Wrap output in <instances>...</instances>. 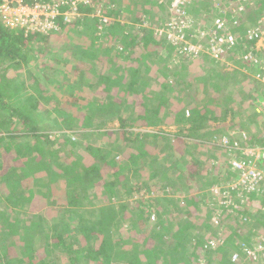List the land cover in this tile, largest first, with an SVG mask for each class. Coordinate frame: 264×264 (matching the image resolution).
Listing matches in <instances>:
<instances>
[{
	"label": "trees",
	"instance_id": "1",
	"mask_svg": "<svg viewBox=\"0 0 264 264\" xmlns=\"http://www.w3.org/2000/svg\"><path fill=\"white\" fill-rule=\"evenodd\" d=\"M24 1L31 7L37 4H54V1H56L55 3L58 4L57 8L59 10L62 9L60 6L61 0ZM118 1L97 0V3L105 5V14L113 16L116 14L115 11L111 12L109 10H112ZM2 3L3 0H0V6ZM14 5L17 6V3H14ZM158 5H162L160 0H131L130 8L139 12V15L146 13L152 17L155 6ZM192 5V3H188L187 6V12L190 14H192ZM199 9L206 10V17L212 12L218 15L217 11L212 7V1L209 4V0L201 3ZM79 10L80 13H83L87 9L81 6ZM135 11L129 10L128 14L132 15ZM263 12L264 0H256L246 11L238 15L235 14L237 16L236 20L228 21L230 32L241 38L246 44H237L236 48L228 50L225 55L229 56L238 49L243 48L242 50H244L243 46L256 43L255 40L248 39V33L256 26ZM227 14L229 18L232 16L229 11H227ZM56 19L60 26L59 31L53 30L49 32V35L37 31L27 34L24 29H21L20 25L16 27L7 26L3 23L0 15L1 69L7 70L3 66L6 64H10V67L17 66V68L21 67V65L30 64V51L33 50L36 57H41L44 53L43 48L46 45L49 48L53 38H57V36L62 39L67 38L69 36L68 31L77 30L74 27L78 25L86 24L83 25V28L86 33L91 35L96 33L98 28L97 21L92 25L90 22H86L89 20L86 18H83L85 20L83 23L81 22L82 19H79L77 24H62L63 18L61 15H58ZM197 21L195 24L196 28L201 26V24H205V19L202 17ZM142 22L141 17L137 16L131 26L127 22L112 24L108 28L106 27V32L103 34L107 45H105L106 43L100 44L101 46L99 45L100 47H98L97 51L95 40H98L99 37H96L88 49L82 48L77 51L79 55H77L72 68L69 69L75 84H72L71 88H69L68 96L59 95L55 103L57 110H63L67 106L74 109L78 108L79 104H82L80 107L87 111H84L78 118H73L71 122L66 120L65 123L67 129H78L85 138L89 136L97 137L94 130L98 129L99 125L97 126L95 121L99 120L100 124H106L103 119L108 113L113 112V116L120 123L122 145L124 148L126 147L124 153L128 154V161L124 163L125 167L122 166L121 168L124 174L119 171L114 172L113 165H115V162H119L116 160L118 155L97 145L82 144L79 140L75 141L65 138V136H63L65 139L63 143H57L50 138L49 134H39V128L35 126L28 131L33 132L34 135L22 133L15 136V133L20 132L17 130L18 126L28 128V124H33L34 120L29 117V112L12 109L8 107L9 104L4 102V98L11 97L10 93L12 95L19 93V88L13 86L10 93H8L6 87L7 85H12V81L5 73L1 75L0 111L7 117L4 116L5 120H2V115L0 114V125L1 128L8 130L5 136L0 137V143L8 140L10 146H14V153L8 154L4 159L0 158V186H3L4 180V185L9 187L15 184L17 188L13 189L11 193L7 192L8 198L6 196L2 198H5L4 201L9 204L0 202V235L5 243L9 242V244H5L7 249L3 250V248L0 251V264H15V260L19 264H58L64 260L71 259L72 264H200L201 258H206L202 238L193 242V239L190 238L192 237L190 236V231L195 229V231L200 232L199 228L206 226L208 229L211 228L210 226L213 225L212 216L215 213L214 195L218 198L219 196L216 195L224 194L232 187V181L224 179L223 173H226L224 166L220 169L215 168L213 163L215 160H222V163L228 162L229 157L225 159L224 156L229 150L220 145L219 142H222L225 137H230L231 131L218 128L206 129L210 128L213 122L219 121L222 117L225 119L227 112H232L236 107L240 109L247 105L250 107V102L255 98L256 94L262 89L264 90V84L259 82L256 85H252L250 89H246L249 85L246 86L244 90L249 93L246 95L245 101L248 104L243 105V102L237 99L234 105L225 106L223 111L215 107V105H220L222 98L220 100L219 98L206 100L199 92L194 96L191 92L193 85L188 80L185 81L181 73L175 74L177 79L175 84L168 80L164 81L161 77H156L154 81H151L149 87L144 88L143 91L138 90L136 78L139 70L137 68L135 70L130 69L135 74L133 79H129L125 72H119L116 66L117 61L127 54L113 51L115 46L119 44L113 45V43L115 44V41L118 40L116 38L120 37H123V40L126 41L132 39L129 42L130 46L123 45L126 49L137 48L141 49V51L146 49L145 53H141V56L147 58L146 64L149 65L148 67L152 64L163 66L164 62L158 58L160 54L159 48L164 47V44L161 43L162 41H159L157 37H153L151 35L152 31L150 32L147 29L141 30L143 33L140 39L137 35H134L140 30L135 27V24H141ZM92 28L93 30H91ZM126 29L131 30V34L123 36L122 33ZM63 31L66 33L64 34ZM195 34L198 39L201 38L198 33ZM206 39L209 40L208 37ZM71 45L73 46L72 43ZM168 49L169 47L166 45V50ZM62 50L75 52V49L71 47H64ZM88 51L91 54L89 53L87 57H84ZM81 53L82 56L80 55ZM61 57L59 54H55V59ZM81 60L86 62L94 61V64L86 67ZM98 61L103 65L96 63ZM45 62L50 63L49 58ZM204 62L214 63L215 61L207 60ZM180 67H182L183 71L186 68L184 66ZM166 68L171 71L174 67L168 64ZM174 70H178V68H174ZM179 70L181 69L179 68ZM187 70L189 71L188 67ZM212 71L213 69H210V71L200 69V72L205 73L204 82L214 78ZM197 80L198 78L194 79L193 83H196ZM39 82L38 78L35 79V90L41 93L43 91L38 86ZM83 86H86V89L81 90ZM153 87H155L154 90ZM206 87L207 84H204L203 88L206 89ZM175 88H179L176 94L189 99L185 107L180 104L179 97L173 95V89ZM78 90L83 93H92V97L90 95L89 100L85 102L84 99L78 96ZM93 94H95L94 97ZM145 94H148V96ZM119 97H123L124 101L117 102ZM175 97L179 100L177 101ZM48 102L51 101L49 100ZM120 105H122L121 108L112 110V107ZM187 110L190 112L189 116H186ZM252 113H255V111L250 110V116ZM9 116L12 117L13 124H10ZM253 117L252 121H255L257 116L253 115ZM206 123H209L208 127L205 125ZM173 124L178 125V127L182 125V128L189 125L187 130L184 129V134L180 133L176 136L175 139L177 140L174 147L168 140L164 141L167 137L163 135L160 129L154 133L151 131L134 132L131 130L133 127L155 128L161 125ZM10 126H12L11 129ZM231 128H235V131L240 135L243 133L242 131H245L244 126L240 125H233ZM31 135L36 139L34 143L27 139ZM182 135L189 136L192 139L186 147H183ZM22 138H24V141L21 142ZM209 139L212 141L206 143ZM12 141L16 142V144L12 143ZM256 142L264 145V139L260 136H258ZM191 147L197 149L198 152L194 150L196 152L195 155L189 150ZM172 149L174 155L168 154L169 150ZM165 151L166 153L164 154L163 152ZM2 153L4 152H0V157ZM199 153H204L207 160L206 158L201 159L198 157ZM244 157L248 156L244 154ZM141 165L144 171L143 174L134 177L136 181H139L137 187L134 190L126 189L125 186L130 182L129 173L131 168H134L135 171H140L138 167H141ZM230 172L228 171L227 173ZM108 173L112 176V182L104 183V176ZM144 174L146 175L144 176ZM223 181H226L224 185H220L219 188L213 190L215 184ZM121 185L124 186L117 190L116 187ZM100 186L105 191L101 196L105 201L109 199V194L119 195L121 196L119 198L120 203L124 208H126L124 203L127 202L129 195H140L143 190L146 195H152L153 197L144 198L137 205V208L141 210V213L137 214V222L141 225L148 222L155 224L156 227L160 224H165L164 226L167 225L168 231L164 234L163 231H166L165 227H163L162 231L160 230L161 228H154L147 234H143L135 229V232H133L134 238L126 236L125 229L121 225L122 221H120V217L124 216V211L122 210V213H120L121 210L118 211L111 206L102 207L100 209L101 213H98L94 220H85L82 216L81 218L79 217L77 222H70V219L67 220L65 211L62 214L60 213L61 211H53L54 213L52 214L57 217L60 216V219L53 224L50 230L34 231L31 229L33 227L37 228L41 223L45 222L42 217L43 204H39V202L42 203L43 198L46 203L45 208L47 205H55L60 197L67 206L81 207L84 202L95 201L93 196L98 194L97 188ZM23 189L31 197L32 201L28 200L30 203L26 201L25 195L17 194L23 192ZM180 193L182 194L181 197L178 195ZM204 195L206 200L209 198L208 201L202 198ZM258 196L260 195L258 194ZM40 198L42 199L40 200ZM248 198L250 200L249 204H252L254 195ZM35 199L38 200L36 201ZM258 202L260 204L257 206L255 205L253 208L247 207L243 211L237 212L236 215L239 216L238 221L243 220L241 233L264 237V213L261 212V210L264 212V202ZM16 208L26 213H14L18 216L10 214ZM259 208L260 211H258ZM34 209L36 211L40 210L36 215L37 218L27 215ZM51 212L52 210L50 209L44 214L51 215ZM82 212L84 213V211ZM143 213H147L145 215L148 218L147 221L144 219ZM128 215L131 216V214ZM155 217L157 218L156 221H154ZM32 218L39 220L37 222L34 220L33 222L31 221ZM131 218L135 219L134 216H131ZM112 230L115 233H112ZM241 233L232 229L231 234L225 235L226 246L232 249L236 247L237 250L239 247L233 245V242L237 237H241ZM121 235L125 236L123 237L124 242L119 244L116 236ZM260 237L256 240L260 241L263 239ZM7 238L9 239L8 241L6 240ZM165 238L171 241L174 240L175 244L168 245L164 240ZM136 240H138L137 243L135 242ZM134 246L137 247L136 250H134ZM51 250L54 253L56 252L55 256H51L53 254ZM150 251H152V254H150ZM222 251V253L210 252L208 254L209 260L207 261L206 259L207 263L210 262V257L213 258L214 255L215 264H229V251ZM36 256L38 258L34 261ZM257 260V263L245 260V264H264L262 258ZM237 263L233 262L231 264Z\"/></svg>",
	"mask_w": 264,
	"mask_h": 264
},
{
	"label": "rangeland",
	"instance_id": "2",
	"mask_svg": "<svg viewBox=\"0 0 264 264\" xmlns=\"http://www.w3.org/2000/svg\"><path fill=\"white\" fill-rule=\"evenodd\" d=\"M21 1V0H20ZM96 4H95V2ZM175 0H160V2L162 3V5H158L155 6V9L153 11V16L150 17L148 16L146 13L139 15L140 13L132 10V8H130L131 5V0H119L118 3L116 5L113 6L112 10L109 11H115L116 14H114L113 16H108L107 14H105L107 17H110L112 19H109L108 25H100L97 29H96V33H94L93 35L86 33L85 29L83 28V24L78 25L76 27H74V31H68L69 36L64 39H62L61 37L57 36V38H53L49 44V48H47V45L45 48H43L44 53L41 57H36L34 51H30L29 55L31 57V61L30 64L28 65H21V67L17 68V66H11L10 64H6L3 65L4 69L7 70H3L0 67V77L2 74H6L8 78L11 79L12 81V85H7L6 89L8 90V93H10L11 89L13 88V86H17L19 88V93L17 94H11L10 98H4V102L9 104L8 107L12 108V109H18L22 112H29V117L34 120L33 124H28V128H25L23 126H18L17 130L20 131L21 133H25V134H32L34 135L33 132H28L30 131L29 129L32 127H37L39 134H49L50 138L57 142V143H63L64 142V137L65 138H70L72 140H79L82 144H93V145H97L98 147H101L103 149L106 150H110L113 151L115 154L118 155V158H116L117 161H119L118 163L115 162L114 166V172L115 171H119L121 172V174H124V172L122 171V166H124V163H127L128 159V154L124 153L126 150V147L124 148L123 144V139H122V132L120 130V123L119 121L116 119V117L113 116V112L108 113V115L105 116V119H103V121H105L106 124H100L99 120L95 121V124L98 126L99 128L94 130L95 134L97 135V137L94 136H89L88 138H85L83 136V134L81 132H79V130H75V129H67L66 128V123L65 121L68 120L69 122L72 121L73 118H78L79 116H81L82 113H84V111H87L86 109L80 107L82 106V104H79L78 108H71L68 106L63 109V110H57L55 103L57 101V99L59 98V95L62 96H68L69 95V88H71L72 84H75V81L73 79V76L71 75L69 69L72 68L74 62L77 59V55H79V53H77V51L81 50L82 48H84L85 50L88 49V47L91 45L92 41L94 39H96V37H99L98 40L96 41V47L97 51H98V47H100L102 43H106L105 45H107L106 42V38L103 36V34L106 32V29L108 28V26H111L112 24L115 23H126L131 26L132 22H134V19L138 17H141V20H143L142 22V26L141 27H149L150 29H152L154 37H158L159 36L156 34L157 29L155 24L156 23H170L174 24V23H178L181 25V21L184 20V18H181L183 14L182 11H180V13H178V15H175L171 12V3ZM179 1V0H178ZM186 2L188 1L189 3H192L193 5L192 7V14H190L189 12H187V6L185 8L186 10V14H188L189 17L192 18V20L196 23L198 22L197 20L202 17L205 19V24H201V29L204 27H208V26H213L212 22L214 20V18L217 17V15L215 13H211L209 14V16L206 17V10H200L199 6L201 3L207 2V0H185ZM203 1V2H202ZM212 1V7L215 1L219 2L220 0H209V4ZM260 1V0H258ZM16 2V1H15ZM13 2L12 4H10L11 8L16 9L17 6L14 5ZM4 0L3 3L0 6V15H1V9L4 7ZM220 3H222L223 5L227 6L228 9L227 11H229L231 13V10L229 7L230 4L237 3V0H222L220 1ZM255 3V1H254ZM253 3V4H254ZM90 4H95L97 5L99 8L104 9L105 5H100L97 3V0H91ZM3 5V6H2ZM210 7V6H209ZM235 7H237L235 5ZM233 8V7H232ZM196 9V10H194ZM222 9V8H221ZM234 10H236L235 8H233ZM248 9V7H247ZM135 11V13H133L132 15L128 14V11ZM194 10V11H193ZM217 13H219V10H216ZM246 11V10H245ZM18 12H20L18 10ZM60 14L63 18L62 24H69V23H75L77 24V21L80 19H82V17L85 15H82L81 17H76L74 15V7L70 6V5H65L64 10L60 9L59 10ZM73 13V14H72ZM199 13V14H198ZM122 14V15H121ZM264 14V12H263ZM261 14V16L263 15ZM118 15H120L118 17ZM185 15V14H184ZM260 16V17H261ZM38 17H40V19L38 18V20L43 23H46L45 21V16L43 15H38ZM57 18V17H56ZM69 19V22L66 21V19ZM2 19V17H1ZM3 23L4 20L2 19ZM54 27H45L44 25L40 26L39 29L44 28V31H46V33L49 35V32L51 31H59L60 26L58 23L57 19H54ZM165 21V22H164ZM207 21V22H206ZM138 23V22H136ZM258 24V23H257ZM256 24V26H254V28L252 29H256L257 31H261V27L258 26ZM135 27H139L140 24H135ZM107 27V28H106ZM199 27V28H200ZM256 27V28H255ZM83 28V29H82ZM24 29L25 32H27L26 28H21ZM50 29V30H49ZM140 29L139 31H137V33L134 35H137V37H142V33L143 30L142 28H138ZM93 30V28L91 29ZM155 30V31H154ZM64 32V31H63ZM121 32V31H120ZM66 32H64L65 34ZM122 33V32H121ZM195 33V32H194ZM127 34H131V30H125L124 33H122L123 36L127 35ZM186 34H192L191 32L187 31ZM235 35V34H234ZM236 36V35H235ZM118 40L115 41V44L113 43V45H118L115 46V49L113 51L115 52H124L127 55L122 56L121 60L117 61V69L119 70V72H125L126 75L128 76L129 79H133L134 78V73L133 70H135L136 68L139 70V73L137 75V89L140 91H143L144 88H147L150 86L151 81H154L156 79V77H161L162 80L164 79V81L168 80L173 82V84L176 83L177 79L175 77V74L177 73H181L182 77H184V80H188L189 83H191L193 86L191 87V92L192 94L195 96V94L197 92L201 93V96L206 99V100H210L212 98H219L220 101V105H215V107H217V109H220L221 111H223L225 109V106L227 105H234L235 100L238 99V101L243 102V105L248 104L246 100V95H248L249 92H246L244 89L246 86H248L246 89H250L252 87V85H256L257 83H263L264 78L262 76H264V71H262V69H260L259 65L255 64L256 61L254 58H252L249 54L250 49H252L253 47H257L258 49H260V51H263L264 49V37H262L261 39H259L256 43H254V45L249 44L246 46H243L245 49H238L237 51H235L234 53H232L231 55L227 56L225 54H222L221 56H219L218 58H216V56L211 55L209 56V54L207 53H202L205 50H203L197 57H192L194 55H186L184 53V46L183 45H178V46H172L171 48H169L167 51H165V49H160V55L158 56L159 59H161L164 62L163 66H158L155 64H152L150 67H148L149 65H147V58H144L140 55V53H145V50L139 51L136 49H133L132 51L131 48L130 49H126L125 46H130L129 41L123 40V37L121 38H116ZM136 39V38H135ZM190 42H201L200 39L194 40L191 39V37L188 39ZM71 43L73 44V46L71 45ZM43 44V43H42ZM203 45L205 44L204 42L202 43ZM100 45V46H99ZM125 45V46H123ZM40 47V46H38ZM42 47V45H41ZM64 47L67 48H73L75 49V52H67V51H63L62 49ZM111 47V46H110ZM141 50V49H140ZM57 53V55L59 54L60 56H62L61 58H57L55 59V54ZM91 54L90 51H88L84 57H87L88 54ZM69 55V57H68ZM82 56V53L80 54ZM163 55V56H162ZM127 56V57H125ZM147 56V55H146ZM191 56V57H190ZM148 57V56H147ZM49 58L50 63H46V59ZM37 59V60H36ZM207 60H213L215 61L214 63H209V62H204ZM84 66L88 67L91 64H94V61H84L81 60ZM99 65H103L101 64V62H96ZM170 65L171 67L174 68H178V70H171L169 71L166 66ZM9 65V66H8ZM14 65V64H13ZM180 66H184L186 67L185 70H182V67ZM187 67L189 68V71L187 70ZM200 67V68H198ZM179 68L181 70H179ZM205 69V70H209L213 69V75L214 78L211 80H208L206 82H204V76L205 73L204 72H200V69ZM133 69V70H130ZM194 69V70H193ZM100 70V69H98ZM39 79L40 82L38 84V86L40 87L41 93L38 92V90H35V79ZM196 83H193L194 79H197ZM159 81V80H158ZM203 82V83H202ZM8 84V83H7ZM207 84L206 89L203 88V85ZM9 86V87H8ZM86 89V86H83L81 88V90ZM155 89V87H153V90ZM177 91H179V88H175L173 89V95L179 97V99L177 97H175L177 99V101H180V104L182 105V107H185V105H187V101L189 100L188 98H186L185 96L182 97V95L180 94H176ZM43 93V94H42ZM78 96H80L82 99L85 100V102H87L89 100V96L91 95L92 97V93H88L85 92L83 93L82 91L78 90L77 91ZM88 95V96H87ZM95 94H93L94 97ZM148 96V94H145ZM107 97V96H106ZM51 102H48V101ZM117 102H123L124 98L123 97H119L117 98ZM116 101V100H115ZM245 102V104H244ZM122 105L120 106H115L112 107V110H116L121 108ZM250 110L255 111V113H252V115L250 116ZM0 114L3 115V112L0 111ZM220 114V113H219ZM190 112L187 110L186 112V116H189ZM253 115H256L257 117H255V121H252L254 119ZM222 117V115H220ZM225 119H223V117L217 121V122H213L212 125L210 126V128L208 127L209 123H206L205 125L208 127L206 130H212V129H225V131H231V136L230 137H225L223 139L222 142H219L220 145L224 146L227 150H229V152L226 154L225 159H228V162H224L222 163L220 161H217L215 159V161H213V163L215 164V168H221L224 166L226 173H223L224 179H230V180H236L235 179V174L233 172L227 173L228 171L232 170V162H234L235 160H240L242 162H245L244 159L250 160V158L248 157H244L245 152L249 149H252L254 147H261V143L259 144V142H256V139L258 138V136L264 137V90L262 89V91L258 92L255 96V98L250 102V107L249 105L245 106L244 108L240 109L239 107H236L232 112H227V114L225 115ZM10 117V116H9ZM253 117V118H252ZM12 118V117H10ZM240 118V120H239ZM1 119V116H0ZM80 120V118H79ZM12 121H10L11 123ZM186 125V124H185ZM233 125H237V126H244V130L242 131L243 133L240 135L237 131H235L236 129H232L231 127ZM1 127V125H0ZM12 126H10L11 129ZM187 127H189V125H186V127L182 128V125L178 127V125H161L158 127H133L131 130L134 132H145V131H151V132H157L159 129L161 130V132L163 133V135H165L167 138H165L164 141L168 140L170 144H172V146L174 147V144L176 143V136L181 134H184L183 132L185 131L184 129L187 130ZM229 128V129H228ZM228 129V130H227ZM8 129H4V128H0V133H2V131H4V133H6ZM18 132V133H20ZM188 134V133H187ZM30 136L29 141H31V143H34L36 141L34 136ZM36 136V135H35ZM26 139V140H27ZM181 139L184 141V145L183 147H186L187 144H189V142L192 140L189 136H184L182 135ZM252 139V140H251ZM255 140V141H254ZM8 141V140H5ZM24 141V138L21 139V142ZM42 141V140H41ZM211 142L212 140H207L206 143ZM44 142V141H43ZM12 143H15L14 141H12ZM218 143V142H217ZM14 145V144H13ZM4 145L2 143H0V148H2ZM5 147V146H4ZM13 147V146H12ZM8 147H6V151H7ZM192 154L195 155L197 151V149H194L191 147ZM196 152H195V151ZM164 154L166 153L163 152ZM168 154H172L174 155L173 149L169 150ZM231 154V155H229ZM247 156V154H246ZM160 157V156H159ZM198 157L202 158H206L207 157L204 155V153H199ZM164 163V162H163ZM140 171H135L134 168H131V171L129 173V181L128 184L125 186L126 189L128 190H134L137 187V183L139 181H136V179H134L135 176L137 175H142L143 174V169H142V165L141 167H138ZM216 170V169H214ZM239 174V173H237ZM146 174H144L145 176ZM143 176V177H144ZM3 180V178H1ZM1 180V181H2ZM138 180V179H137ZM171 180L174 181L173 178H171ZM238 181V179H237ZM109 183L112 182V176H110V173H108L107 175L104 176V183ZM226 181L220 182L215 184V186L213 187L214 189L219 188L220 185H224ZM103 183V185L105 186V184ZM5 182L3 180V186H0V202H4L9 204L8 202L4 201V199H2L3 197H7V192L9 191V193H11L13 191V189H16L17 186L14 184L10 185L9 187L7 185H4ZM236 185L233 184L232 187L230 188V190L228 192H226L224 195H216L219 196L218 198L215 197V204L214 207H220V205H222L223 203V199L227 198L233 194H235L236 189H234L233 187ZM15 186V187H13ZM124 186V185H123ZM121 186H117L116 189L120 190ZM264 188V181L263 184L261 185ZM11 187V188H10ZM252 189L249 187H242L240 186L239 182H238V194L236 195V197L234 198H230V199H234L236 200V202L238 203V206L241 207L240 211H243V209L245 208H253L255 205L257 206L258 204H260L258 201L264 202V196H254V200L252 202V204H249L250 200H249V196L253 195L252 193L255 190H248L251 192H246L243 189ZM24 190V189H23ZM98 194L96 196H93V199L95 198V201L90 200L88 202H84V205L81 207H74V206H67L65 205V203L63 202L62 198H58L55 205L51 204V205H47L44 201V198H40V200L42 199V203L39 202V204H43L42 206V217H43V223H41V225H39V227H33L31 228L34 231H48L50 230V228L53 226V224H55V222L59 221V217H57L56 215H53L52 213L61 211L60 213L62 214L63 211H65V213H67V220H71L70 222H77L79 221V217L81 218L82 216L84 217L85 220H94V217L97 216L98 213H101L100 209L102 207H107V206H111V207H115L116 210H121L120 213H122V210L124 211V216H121L120 214V221H122L121 225L123 226V228L125 229V233L126 236H130L132 238H134V234L133 232H135V229L138 232H142L143 234H147L150 230H153L154 228L160 229L161 231L163 230V227L166 228V226L164 225H158L156 227L155 224H150V223H142L139 224L137 222V214L141 213V210L137 208V205L141 203V201L145 199H149L151 197H153L152 195H146L145 191H141L140 195L134 194V195H129L127 202L124 203L126 205V208L122 207V204L120 203V197L119 195H115V194H109V199H107L106 201L101 197L103 195V193L105 192L104 189L100 186L97 188ZM19 195H25V199L26 201L31 200V197L25 193V190L23 192H19L17 193ZM179 197H181V193L178 194ZM246 196V197H245ZM64 197V196H63ZM202 198L205 201H208L209 198L206 200V196H202ZM2 199V200H1ZM36 201L38 199H35ZM241 201V203H240ZM63 202V203H62ZM28 203H30L28 201ZM211 203V202H210ZM209 203V206H210ZM123 204V205H124ZM1 205V203H0ZM121 205V208H120ZM124 205V206H125ZM31 209H33L32 206H30ZM29 207V209H30ZM124 208V209H123ZM17 209V208H16ZM13 209V215H16L14 213H26V212H21L20 209ZM28 209V210H29ZM52 210L51 215L48 214H44L47 213V210ZM221 210V208H220ZM31 211V210H30ZM46 211V212H45ZM84 211V213L82 212ZM232 211V212H230ZM236 210L233 208H227L226 204H224L223 207V212L221 210V220H223L224 225L222 224L221 226L217 227V229L211 225L208 229V227H202L199 228L200 232H197L194 230L190 231V238L193 239V242H195L196 240H198L199 238H202L201 240L204 242L205 239H208L210 241H215L216 243H220V241L225 240V235H229L232 232V229L237 230L238 233L242 231V221H238L237 219H239V216H237V213H233ZM258 211H260V208L258 209ZM40 212L36 211L35 209L32 212H29V216H34L37 218V214ZM81 212V213H80ZM144 212V211H143ZM146 212V211H145ZM262 213H264L261 210ZM73 213V214H72ZM81 214V215H80ZM128 214H131V216H134L135 219H132L131 216H129ZM147 213H143L142 215H144V219L147 221L148 218H146ZM65 215V216H66ZM18 216V215H16ZM51 216V217H49ZM99 216V215H98ZM157 216V214H156ZM21 218V216H19ZM41 217V216H40ZM156 218V217H155ZM21 219H24L23 217ZM83 219V218H82ZM29 220V219H28ZM37 222L39 219H35L32 218L31 221ZM157 218L154 220L156 221ZM25 221V220H24ZM23 222V221H22ZM31 223V222H30ZM218 224H220V222H218ZM29 225V224H28ZM27 225V226H28ZM64 225V224H63ZM210 225V224H209ZM26 226V227H27ZM214 228H213V227ZM140 227V228H139ZM168 231V228H166V231L164 230L163 233L165 234V232ZM38 233V232H37ZM112 233H115L114 230H112ZM120 233V231H119ZM258 233V232H257ZM210 234H212L213 236L210 237ZM253 234V233H252ZM240 235V234H239ZM123 237H125L124 235L122 236H116L118 243H123ZM260 237V235H259ZM258 235L254 236L250 235V234H244L241 233V237H237L234 242L233 245L239 247L236 250L231 248V247H227L226 244L223 247H219L217 248V250H212L210 247L205 250L206 252V258L203 261H200V264H215L214 261H216L214 259V255L213 258L210 257V262L207 263L208 259V254L210 252H217V253H222V250H227L229 251V264L235 262H240L237 264H245V260H249L251 262H256L258 261L257 259L262 258V260H264V247L260 246L259 241H257L256 239H259ZM3 237L0 235V251L7 249L5 244H9V242L5 243V241H3L2 239ZM253 240H252V239ZM260 238H264L263 236H261ZM17 239V237H16ZM249 239V240H247ZM7 241L9 240L8 238L6 239ZM166 241V243L169 244H175L174 240H168V238L164 239ZM171 241V242H170ZM248 241H250L249 243H247ZM254 241V242H253ZM136 243L138 242V240L135 241ZM253 242V243H252ZM84 243V242H83ZM117 243V244H118ZM252 243V244H251ZM134 250L137 249V247H133ZM132 248V249H133ZM221 248V249H220ZM192 250V249H191ZM246 252H245V251ZM213 252V253H214ZM11 253V252H10ZM51 256H55L56 252H52L51 250ZM12 254V253H11ZM150 254H152V251H150ZM235 254H239V257L237 259V261L233 260V257ZM14 255V253H13ZM13 257V256H12ZM37 256L34 257V261L37 260ZM207 259V261H206ZM20 261V260H19ZM68 261V262H67ZM64 260L63 262H59L58 264H72L71 260ZM231 262V263H230ZM15 264H19V262H16V260L14 261ZM257 263V262H256ZM3 264V263H1Z\"/></svg>",
	"mask_w": 264,
	"mask_h": 264
},
{
	"label": "built area",
	"instance_id": "3",
	"mask_svg": "<svg viewBox=\"0 0 264 264\" xmlns=\"http://www.w3.org/2000/svg\"><path fill=\"white\" fill-rule=\"evenodd\" d=\"M15 1L16 0H4V7L1 9L2 19L4 20V23L7 26L16 27L17 25H20L21 28H26L27 32L29 30L46 32L44 31V28L39 29V27L42 25H44L45 27H54L53 20L56 19V17L60 14L59 9L57 8L58 4L55 3L56 1H54V4H37L32 8L30 6L22 4L20 0H17L16 2L18 3V6L16 9H14L10 7V4ZM220 1H215L213 4V9L215 11H220L219 13H217V17L214 18L212 22L213 26L204 27L202 29L200 26L196 28V23L192 20L191 17L188 16V14H186L185 8L189 3L188 1H172L173 3H171V12L175 15H178L180 11L183 12V14L180 13L182 15L181 18H184V20L181 21L182 26L180 27L178 23H166L164 24V27L162 29L157 30L158 35H164L167 38L168 42L171 43L173 46L183 45L184 50H186L184 51V53L186 55H194L192 57H197L203 50H205L202 53H207L209 54V56L214 55L216 56V58H218L222 54H226L228 50L236 48L237 44H246L245 41L230 32L229 22L236 20V15L243 13L245 10H247V7H251L254 1L256 0H237V3H235L237 7H235L234 3L230 4L231 7L229 8L232 14L230 18L227 16L228 7L220 3ZM60 2L61 5L68 4L70 6H73L74 10L76 11V6L79 3L90 4L91 0H61ZM232 7L236 10H234ZM18 10L20 12H18ZM39 14L45 16L46 23H43L41 22V20H38V18L40 19V17H38ZM99 17L101 18V22L104 25L109 22V19L105 18L100 12ZM66 21L69 22V19L66 18ZM257 23V25L261 27V31L252 29L248 33V39L255 40L256 42L262 37H264V14L260 17ZM187 31L191 32L192 34H186ZM194 32L198 33L199 37H201V42H190L188 40L190 37L194 40L198 39V37L195 36L196 34ZM206 37H208L209 40H207ZM204 40L205 44L203 45L202 43L204 42ZM249 54L252 58L255 59V64L259 65V68L264 71V49L263 51H260V49H258L257 47H253L252 49H250ZM262 77L264 78V76ZM246 154L248 157H250V160L245 162L235 160L231 163L232 171L239 173L238 182L240 186L252 188H242L244 191L251 192L248 190H255V192H260L264 194V188L261 186L264 181V147H254L252 149L247 150ZM238 182L233 187L236 190H238ZM228 199H230V197L224 198L222 203H226V201L224 200ZM220 213L221 211L219 212V214H217V217L215 218L216 223L219 222L218 217L220 216ZM260 241L259 247H264V238ZM211 243L214 245L216 244L215 241H211ZM220 243L223 244L224 241L221 240ZM238 257L239 254H235L233 260L237 261Z\"/></svg>",
	"mask_w": 264,
	"mask_h": 264
},
{
	"label": "clouds",
	"instance_id": "4",
	"mask_svg": "<svg viewBox=\"0 0 264 264\" xmlns=\"http://www.w3.org/2000/svg\"><path fill=\"white\" fill-rule=\"evenodd\" d=\"M17 1V0H16ZM15 3H17V2H15ZM21 3L22 4H25V5H27V6H29L28 5V3L27 2H25L24 0H21ZM17 5H18V3H17ZM65 5H68V4H64V5H61V7H62V10H64V7H65ZM86 5H88V4H83V3H79L76 7H77V9H76V11L74 10V15L76 16V17H81L82 16V14L80 13V7L81 6H86ZM31 7V6H30ZM34 6H32V8H33ZM73 14V13H72ZM78 14V15H77ZM105 18H108V17H106L105 15H103ZM2 17V16H1ZM66 19V18H65ZM164 24L165 23H160V25H159V27H156V29L158 30V29H162L163 27H164ZM152 30V29H151ZM155 31V30H154ZM29 32H34L33 30H29L28 32H25V33H29ZM37 32H39V31H37ZM157 32V31H156ZM40 33H46V32H40ZM157 35H158V33H156ZM159 36V35H158ZM158 38V37H157ZM159 40H163V41H166V43L170 46V47H172L173 45L171 44V43H169L168 42V40H167V38L163 35V36H159V38H158ZM263 84H264V82H263ZM263 139H264V137H263ZM261 147H264V145H261ZM231 172H233L234 174H235V179L236 180H231L232 181V183H231V186L233 185V184H235V183H237L238 181H237V179H239V175L237 174V172H234V171H232L231 170ZM238 194V190H236V192H235V194H233V195H231V196H229L230 198H234V197H236V195ZM254 196H258V194L260 195V196H264V194H262V193H260V192H253L252 193ZM256 194V195H255ZM246 197V196H245ZM224 201H226V203H223L222 205H220V207L218 206V207H216L215 208V213H214V215L212 216V221H213V226L217 229V227H219V226H221L222 224L224 225V223H223V220H221V215H222V213H220V216L218 217L219 218V222H220V224H218V223H216L215 222V218L217 217V214H219V212L222 210V212H223V207H224V204H226V207L227 208H233V209H235L236 211L235 212H233V213H237V212H239L240 211V208L241 207H239L238 206V203L236 202V200H234V199H228V200H224ZM240 203H241V201H240ZM220 208H221V210H220ZM230 212H232V211H230ZM212 226V227H213ZM213 227V228H214ZM213 235L212 234H210V237H212ZM224 241V243L223 244H221V243H216L215 245L214 244H212L211 243V241L210 240H208V239H205L204 240V251L205 250H207L209 247L212 249V250H217V248H219V247H223V246H225V244H226V236H225V240H223ZM206 252V251H205ZM204 260V258H201V261H203Z\"/></svg>",
	"mask_w": 264,
	"mask_h": 264
},
{
	"label": "crops",
	"instance_id": "5",
	"mask_svg": "<svg viewBox=\"0 0 264 264\" xmlns=\"http://www.w3.org/2000/svg\"><path fill=\"white\" fill-rule=\"evenodd\" d=\"M83 8H85V9H87V10H85V12H83V13H81L82 15H85V17L83 16L82 17V23H83V21H85L83 18H86V19H89V20H87L86 22H90L92 25L93 24H95L96 23V21H97V23H98V27L100 26V25H104L102 22H101V18L99 17V12L102 14V15H105V12H104V9H101V8H99L97 5H95V4H88V5H86V6H84ZM106 16V15H105ZM107 17V16H106ZM109 18V17H108ZM109 19H112V18H109ZM83 25H86V24H83ZM159 25H160V23H156L155 24V26L156 27H159ZM142 26V23L139 25V27L138 28H142V29H147V30H149L150 32L152 31L149 27H141ZM151 33H153V31L151 32ZM153 37H154V35L153 34H151ZM159 40V39H158ZM159 41H162L161 43H163L164 44V47H161V48H159V50L160 49H165V51H167L166 50V45L169 47V48H171L167 43H166V41H163V40H159ZM137 50H139V51H141L140 49H137ZM161 53V52H160ZM140 55H141V53H140ZM160 55V54H159ZM163 56V55H162ZM4 116L5 117H7V115H2V120H5V118H4ZM8 120H9V122L10 121H12L11 120V118L10 117H8ZM10 124H13V121L10 123ZM1 128V127H0ZM20 134H22L21 132L20 133H15V136H17V135H20ZM23 134H25V133H23ZM1 136H5V133H4V131H2V133H0V137ZM23 139V138H22ZM21 141V140H20ZM4 146L2 147V148H0V152L1 151H3L4 153H2L1 154V159H4L8 154H10V153H14L13 151V149H14V146L12 147V145L10 146V144L8 143V141H3V142H1ZM8 143V144H7ZM6 147H8V149H7V151H6Z\"/></svg>",
	"mask_w": 264,
	"mask_h": 264
},
{
	"label": "bare ground",
	"instance_id": "6",
	"mask_svg": "<svg viewBox=\"0 0 264 264\" xmlns=\"http://www.w3.org/2000/svg\"><path fill=\"white\" fill-rule=\"evenodd\" d=\"M245 152V155H246V151H244ZM245 161H247V160H245Z\"/></svg>",
	"mask_w": 264,
	"mask_h": 264
}]
</instances>
